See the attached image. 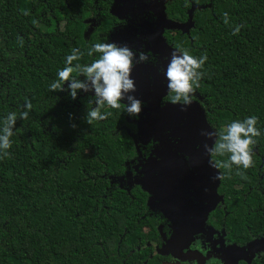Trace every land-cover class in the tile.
Returning <instances> with one entry per match:
<instances>
[{"label":"trees","instance_id":"1","mask_svg":"<svg viewBox=\"0 0 264 264\" xmlns=\"http://www.w3.org/2000/svg\"><path fill=\"white\" fill-rule=\"evenodd\" d=\"M92 5V0H0V124L8 113L25 111L26 98L32 103L28 119L17 120L10 158L0 157V264H160L145 246L158 224L148 215L146 192L124 184L132 180L129 161L144 114L132 118L123 104L119 110L105 107L102 112L112 114L89 125L84 117L87 106L95 107L88 105L94 94L78 90L72 99L67 91L50 90L72 49L83 53L73 64H90L99 58L87 55L96 43L127 45L136 60L140 52L148 54L147 62L134 61L133 70L159 69L160 56L148 48L146 29L155 22L150 12L125 7L121 26L110 28L116 22L110 17L86 32L70 12ZM163 5L165 19L186 29H176L175 39L163 34L161 44L208 57L192 100L210 132L258 118L254 167L239 169L241 175L235 166L216 169L225 173L217 215L226 238L243 246L264 231V0ZM237 25L243 27L233 35ZM163 101H170L168 95ZM217 159L227 160L228 154ZM252 264H264V254Z\"/></svg>","mask_w":264,"mask_h":264},{"label":"flooded vegetation","instance_id":"2","mask_svg":"<svg viewBox=\"0 0 264 264\" xmlns=\"http://www.w3.org/2000/svg\"><path fill=\"white\" fill-rule=\"evenodd\" d=\"M150 2L151 0H92V6L71 9L70 13L72 17L80 19L86 32H89L97 28L103 19L109 20L110 17L116 21L112 24L110 22V28L121 26L123 20L120 16L124 14L125 7L132 8L131 12L133 9L148 11L155 19L153 29H146L150 51V41L154 39L157 30V18L147 8ZM160 2L163 7L165 0H157V3ZM163 18L164 23L172 27L162 28L157 43L160 48L167 47L170 50V46L161 44L159 38L165 34L175 39V30H185L186 27L166 20L165 15ZM151 54L160 56L159 69H134L131 74V78H137L135 85H146L149 93H140V96L133 93L143 102L141 112L145 118L138 122L137 139L134 141L136 155L129 161V171L133 175L131 178L128 173L126 178L132 180L124 183L127 186L136 184L140 189L142 187L141 190L146 192L145 206L148 215H152L158 222L155 226L156 234L145 246H149L152 254L158 256L160 264H252L264 254V248L259 250L253 247L249 251L246 246L250 242L243 246L230 242L217 215V210L222 208L223 199L218 192L219 180L214 179L218 173L210 166L209 154L205 149V144L212 146L214 137L209 139L202 135V132H210L203 113L194 103L190 106L173 105L170 101H163L168 95V82L164 73L171 55ZM89 93L94 94V91ZM147 118L150 120L148 128L153 130L147 131L148 138L141 143L139 129ZM152 176H163L167 181L166 187H160L166 189H158L156 186H159V182L150 178ZM160 182L163 183L164 180ZM209 208L211 210L204 219L200 218L202 212ZM262 214L264 217V210ZM142 231L146 233L149 228L142 227ZM263 234L258 239L263 238Z\"/></svg>","mask_w":264,"mask_h":264},{"label":"clouds","instance_id":"3","mask_svg":"<svg viewBox=\"0 0 264 264\" xmlns=\"http://www.w3.org/2000/svg\"><path fill=\"white\" fill-rule=\"evenodd\" d=\"M24 15L29 13L25 11ZM224 22L228 24V14L224 13ZM243 27L237 25L234 27L232 34L237 35ZM98 53L99 58L94 59L90 64H80L79 61L83 53L79 49H72L70 55L66 56L65 67L58 71V79L51 83L50 90L59 92L67 91L72 99L77 98L78 90L85 93L93 92L94 96L89 100L88 107L84 117L87 124L91 125L94 121H103L112 113H104L105 107L119 110L123 104L124 110L128 116L136 118L142 111V101L134 95L136 91L135 81L131 78L132 70L135 63H143L149 60V55L144 52L139 53V59L136 60V54L127 46H120L114 42L96 43L88 49L87 55L92 56ZM207 55L199 58L189 54L186 49L179 47L171 53L170 62L164 73L167 79L168 98L173 105H191L192 96L195 90L200 87V80L203 77V68L207 61ZM163 71V69H162ZM76 72L84 77V80L73 76ZM68 82L67 89L64 87ZM127 101V103H122ZM25 111L19 113L10 112L0 124V157L10 158L8 151L12 147L11 137L14 135V128L18 118L27 120L28 114L32 110V103L26 98ZM186 110V109H182ZM258 118L253 115L246 117L243 121L235 120L227 125L226 130L219 133L202 132V135L209 139L215 137L214 144L209 147L205 144V149L210 156L209 164L211 167L220 170H232L236 167L237 175L242 172L239 169L247 170L254 167L253 147L257 141L255 137L261 135L256 127ZM75 127V125H73ZM228 154V159H217ZM214 179H225V173L219 171Z\"/></svg>","mask_w":264,"mask_h":264},{"label":"water","instance_id":"4","mask_svg":"<svg viewBox=\"0 0 264 264\" xmlns=\"http://www.w3.org/2000/svg\"><path fill=\"white\" fill-rule=\"evenodd\" d=\"M137 3L140 5L139 2H137ZM147 8H149L153 12V14L156 16V18H157V30L155 32L154 39H151V41H150V51H151V53H156V54H160V55H164V56H170L171 52H173V50L172 49L169 50V48H167V47L160 48L158 46V43H157L158 35L161 33L162 28H165V26L172 27L171 25H168L167 23H164V18H163L164 15H163V12H162V10H163L162 4H161V2L157 3V0H151V2L149 3V6ZM153 111H155V109H153ZM154 114H156V112H154ZM149 124H150V120L147 118L145 121L142 122L141 128L139 129V141L141 143H143V141H142L143 139L145 140V139L148 138L147 131L148 130L149 131L153 130V128H148ZM150 178H152L153 180H157V182H159V184H158L159 186H156L158 189H160V190L161 189H166V188L160 187V186L166 187V182L167 181H165V178L163 176H159V177H155V176L153 177L152 176ZM160 180H164V182L161 183ZM141 189H142V187H141ZM163 193L167 194L166 191H163ZM169 200H172V199H169ZM209 210H211V208L204 210V212H202V215L200 216V218L204 219L206 213ZM162 213H164V212L162 211ZM197 223H198V221H196V224ZM192 232H194V230H192ZM189 235H191V232H190ZM263 239H264V237L261 238V239H258V240H253L252 242H250L246 246V248L249 251L253 247H254V249H259V250L263 249L264 248V244H262V240Z\"/></svg>","mask_w":264,"mask_h":264},{"label":"rangeland","instance_id":"5","mask_svg":"<svg viewBox=\"0 0 264 264\" xmlns=\"http://www.w3.org/2000/svg\"><path fill=\"white\" fill-rule=\"evenodd\" d=\"M96 27V26H95ZM134 81L137 80V78H132ZM138 89V90H137ZM149 88L144 85V84H141V85H136V94L140 96V93H149ZM129 95H134L133 93H129ZM263 237H264V234H263ZM262 244H264V239L262 240Z\"/></svg>","mask_w":264,"mask_h":264}]
</instances>
